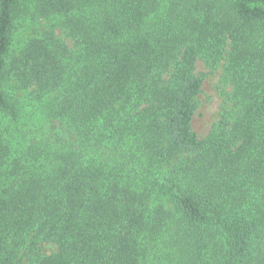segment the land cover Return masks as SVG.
<instances>
[{"label": "trees", "instance_id": "16d2710c", "mask_svg": "<svg viewBox=\"0 0 264 264\" xmlns=\"http://www.w3.org/2000/svg\"><path fill=\"white\" fill-rule=\"evenodd\" d=\"M198 60L232 87L204 137ZM25 259L264 264V0H0V264Z\"/></svg>", "mask_w": 264, "mask_h": 264}, {"label": "rangeland", "instance_id": "374dc122", "mask_svg": "<svg viewBox=\"0 0 264 264\" xmlns=\"http://www.w3.org/2000/svg\"><path fill=\"white\" fill-rule=\"evenodd\" d=\"M60 36H63L61 29ZM197 72L207 73L202 85V91L197 97V107L193 117V129L198 136L204 137L215 121H217L225 106L229 104L232 87L223 80V62L218 68L209 71L202 60L197 62ZM42 252L51 254L57 251V246L50 243H42ZM22 264H34L30 260H24Z\"/></svg>", "mask_w": 264, "mask_h": 264}]
</instances>
